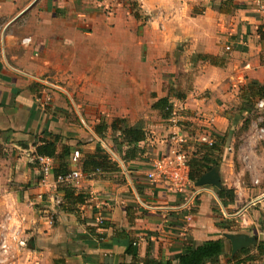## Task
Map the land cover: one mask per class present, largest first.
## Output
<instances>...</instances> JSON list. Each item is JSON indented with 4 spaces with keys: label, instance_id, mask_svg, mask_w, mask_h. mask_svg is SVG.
<instances>
[{
    "label": "crops",
    "instance_id": "obj_1",
    "mask_svg": "<svg viewBox=\"0 0 264 264\" xmlns=\"http://www.w3.org/2000/svg\"><path fill=\"white\" fill-rule=\"evenodd\" d=\"M97 4L0 0V264L166 261L218 239L219 264L241 249L255 253L264 196L249 202L255 189L227 181L221 158L226 110L240 105L248 81L264 85V0H114L111 14ZM80 80L103 100L76 118L68 100ZM162 97L180 107L177 123L154 107ZM98 125H108L104 136ZM125 126L142 129L144 140L124 142ZM54 137L52 171L43 177L35 146ZM176 139L188 166L193 156L217 161L212 168L220 187L235 190L234 202L223 205L220 187L190 178L185 192L147 178ZM98 147L116 164L83 172ZM64 165L82 174L72 187L87 196L83 204H63L54 170ZM230 236L251 241L232 253ZM129 243L134 255L125 252Z\"/></svg>",
    "mask_w": 264,
    "mask_h": 264
},
{
    "label": "trees",
    "instance_id": "obj_2",
    "mask_svg": "<svg viewBox=\"0 0 264 264\" xmlns=\"http://www.w3.org/2000/svg\"><path fill=\"white\" fill-rule=\"evenodd\" d=\"M176 98L181 99L184 96L180 94H175ZM241 97L248 100V102H254L257 100L264 99V85H260L256 81H248L243 88H241ZM154 107L164 112V116L168 117L171 115L172 104L169 102L168 97H162L157 99L154 103ZM108 125H98L94 128V131L98 136H104L105 130H107ZM110 128L112 130H119L115 124H111ZM121 137L124 138V142L131 144L133 142H140L144 140L143 130L136 129L133 127L125 126L120 131ZM213 143L212 146H207L210 149L215 147ZM104 150V149H103ZM100 147L97 148L96 153L93 155H88L82 162L81 168L83 172L90 170H104L106 167L114 164L110 160L109 154L103 151ZM35 156H56V139H46L43 138L40 143L35 146ZM116 164V163H115ZM217 164V161H211L206 158L205 155L200 157L193 156L189 160V178L191 181L196 182L204 173L211 170V168ZM63 166V165H61ZM70 172L69 168L64 165L63 170H54V176H64ZM58 190L63 194L64 205L75 206L78 204H83L87 196L83 193H75V188L71 184L61 182L58 185ZM216 195L220 199L223 205H227L235 201L236 193L234 189L227 187H221L216 190ZM62 208L64 210L65 207ZM66 209V208H65ZM255 253H251V249H241L235 254L229 256L225 264H260L262 258L264 257V239L261 240L258 245L254 248ZM125 252L129 255H134L132 249V243L127 245ZM224 253V244L222 240H207L196 247L188 246L185 247L183 252L172 259L166 261L145 259L139 264H173V260L177 261V264H205L208 261H214L219 264L218 257ZM262 264V263H261Z\"/></svg>",
    "mask_w": 264,
    "mask_h": 264
},
{
    "label": "rangeland",
    "instance_id": "obj_3",
    "mask_svg": "<svg viewBox=\"0 0 264 264\" xmlns=\"http://www.w3.org/2000/svg\"><path fill=\"white\" fill-rule=\"evenodd\" d=\"M97 1L99 7L100 0ZM85 82L77 81L75 93L73 96L70 95L68 100L71 115L76 118L83 115L87 109L96 110L98 105L102 104L103 99L96 93L89 94L87 90H83ZM58 84L65 85L63 82ZM91 86L92 89L95 88L93 84ZM226 112L231 115V119L230 129L226 131L227 150L224 159L221 158V173L234 186L241 181L243 186L254 188L255 191L250 190L247 197V200L251 202L255 197L260 196L258 198L260 199L264 196V140L259 133V129L264 127V104L260 105L259 100L251 103L241 97L240 105L237 108L233 106ZM260 228L263 230L264 224L260 225Z\"/></svg>",
    "mask_w": 264,
    "mask_h": 264
},
{
    "label": "built area",
    "instance_id": "obj_4",
    "mask_svg": "<svg viewBox=\"0 0 264 264\" xmlns=\"http://www.w3.org/2000/svg\"><path fill=\"white\" fill-rule=\"evenodd\" d=\"M114 0H100L99 6L106 8V13H112L111 8ZM110 6V7H109ZM109 10V12H108ZM23 43H30V38L24 39ZM260 105L264 104V99L259 100ZM180 107L175 106L171 110V119L173 123H177L178 111ZM260 137L264 140V127L259 129ZM176 136V135H175ZM200 141L208 146L213 145V140L207 136L201 135ZM110 156L115 158V154L109 151ZM79 152L74 151L72 161L76 163L79 160ZM37 163L40 166V171L43 177L51 174L52 166L51 159L47 156H37ZM188 156L181 145V139H176V144L169 150V152L161 157L152 161V169L147 173V178L153 182H158L167 185L173 191L185 192L190 183L189 169H188ZM98 171V170H97ZM82 176L78 170H73L66 175L57 176L56 180L61 183H69L72 185L73 181Z\"/></svg>",
    "mask_w": 264,
    "mask_h": 264
},
{
    "label": "water",
    "instance_id": "obj_5",
    "mask_svg": "<svg viewBox=\"0 0 264 264\" xmlns=\"http://www.w3.org/2000/svg\"><path fill=\"white\" fill-rule=\"evenodd\" d=\"M217 167L212 168L210 171L202 175L197 181L196 185L197 186H203V185H215L217 187H220V179L219 175L217 173ZM221 188V187H220ZM230 239L232 240V253H234L238 248L245 247L248 242L251 240L248 239L247 237L241 236L234 238L230 236Z\"/></svg>",
    "mask_w": 264,
    "mask_h": 264
}]
</instances>
